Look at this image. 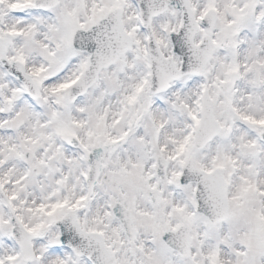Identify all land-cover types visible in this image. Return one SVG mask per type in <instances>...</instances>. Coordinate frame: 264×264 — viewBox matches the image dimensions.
<instances>
[{
	"label": "clouds",
	"instance_id": "obj_1",
	"mask_svg": "<svg viewBox=\"0 0 264 264\" xmlns=\"http://www.w3.org/2000/svg\"><path fill=\"white\" fill-rule=\"evenodd\" d=\"M0 264H264V0H0Z\"/></svg>",
	"mask_w": 264,
	"mask_h": 264
}]
</instances>
